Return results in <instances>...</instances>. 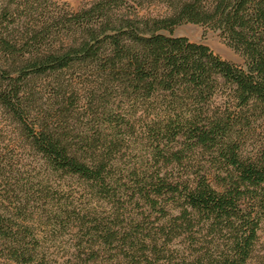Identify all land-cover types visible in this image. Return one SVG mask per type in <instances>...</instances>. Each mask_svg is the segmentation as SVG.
Wrapping results in <instances>:
<instances>
[{"label":"trees","instance_id":"trees-1","mask_svg":"<svg viewBox=\"0 0 264 264\" xmlns=\"http://www.w3.org/2000/svg\"><path fill=\"white\" fill-rule=\"evenodd\" d=\"M46 1L0 8V264H52L35 208L73 232L69 264H247L264 217V0ZM153 3L164 12L140 14ZM186 23L244 66L173 34ZM13 148L67 182L63 202L15 194Z\"/></svg>","mask_w":264,"mask_h":264},{"label":"rangeland","instance_id":"rangeland-1","mask_svg":"<svg viewBox=\"0 0 264 264\" xmlns=\"http://www.w3.org/2000/svg\"><path fill=\"white\" fill-rule=\"evenodd\" d=\"M8 1L10 0H0V8L6 5ZM93 1L94 0H47L45 3L48 5V11L58 13L66 12L67 10H78L89 5ZM24 6L25 5H22V7L19 8V12L15 14L16 19L18 17L25 16ZM163 12L164 5L162 3H153L140 10V14H149L153 16L160 15ZM173 34L176 36H185L193 42L204 43L221 58L229 60L237 65L244 66L243 57L229 47L215 31L207 29L201 25L186 23L177 26L174 29ZM3 124L4 122L0 116V134H2L0 136L5 135V133H2L4 132L2 131L4 130ZM5 144L6 141L2 142L0 139V148H4ZM15 154L16 158L19 157L18 162L15 163L17 165L16 173L19 177V180H17L19 187L15 194L21 196L23 194L25 195V192L30 190H41L42 192L37 194V199L41 198L40 204H43L44 201L47 200L41 207V210L43 211H46V209L51 210L52 207L54 208L57 205L56 201L58 198L60 202H63V200L67 197V182L63 180H55L56 178L52 176L48 179L43 170L37 166L38 164L33 162L31 154H28L25 150L16 148ZM41 179L42 182H39ZM1 190L2 187H0V192ZM40 204H37V206ZM35 211L37 213L32 215L34 221L30 223H34L36 229L35 232H37L40 243L45 246H49L52 254V264H69L71 253L75 252L72 244L73 232L67 228H60L59 230L54 231L53 220H47V218L42 217V215L38 213V208H35ZM258 234L259 240L256 245L254 257L247 264H264V217L261 220Z\"/></svg>","mask_w":264,"mask_h":264}]
</instances>
